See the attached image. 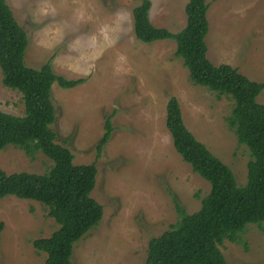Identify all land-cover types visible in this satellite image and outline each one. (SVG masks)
Returning a JSON list of instances; mask_svg holds the SVG:
<instances>
[{"label": "rangeland", "instance_id": "rangeland-1", "mask_svg": "<svg viewBox=\"0 0 264 264\" xmlns=\"http://www.w3.org/2000/svg\"><path fill=\"white\" fill-rule=\"evenodd\" d=\"M150 1L154 26L172 32L184 27L187 0ZM6 2L27 33L26 66L50 60L54 73L84 79L73 88H51L56 141L71 151L74 164L95 162L91 196L103 207L98 225L74 244V264H144L149 239L177 220L172 197L191 213L208 193V182L182 159L166 128L172 95L186 127L232 169L238 185L245 183L249 151L224 120L232 101L192 83L173 39L146 43L135 37L132 8L138 0ZM206 2L209 60L264 80V0ZM21 96L2 84L0 71V110L22 115ZM257 100L264 104V90ZM108 116L111 134L97 153ZM51 165L40 152L30 159L12 145L0 150L7 173H43ZM0 221L1 264H44L46 254L34 249L33 240L58 228L45 205L4 196ZM219 248L228 264H264V221L248 224L236 242L224 240Z\"/></svg>", "mask_w": 264, "mask_h": 264}, {"label": "trees", "instance_id": "trees-1", "mask_svg": "<svg viewBox=\"0 0 264 264\" xmlns=\"http://www.w3.org/2000/svg\"><path fill=\"white\" fill-rule=\"evenodd\" d=\"M138 1L132 8L135 37L146 43L175 41V55L182 59L192 83L208 88L217 99L226 96L232 101L224 120L250 156L246 181L238 185L232 169L186 127L177 97L168 98L165 125L173 146L210 188L199 198V208L191 213L172 197L177 220L161 235L149 239L144 264H228L219 245L224 240L236 242L248 224L264 221V104L257 100L264 90V80H251L230 64L216 65L209 60L206 0H187L186 23L177 32L154 26L149 18L151 1ZM27 44L26 31L6 0H0L2 84L19 91L24 106L22 115L0 110V150L12 145L30 159L40 152L52 161L43 173H7L0 168V198L13 195L45 205L58 228L47 237L33 240V247L46 254L44 264H74V244L98 225L103 207L91 196L97 174L95 162L74 164L71 151L56 141L50 127L55 120L51 88L55 83L73 88L84 79L54 73L50 60L39 68L26 66ZM111 127L108 116L97 153L109 139ZM3 228L4 222L0 221V242Z\"/></svg>", "mask_w": 264, "mask_h": 264}]
</instances>
